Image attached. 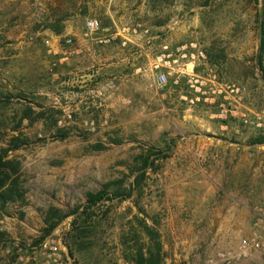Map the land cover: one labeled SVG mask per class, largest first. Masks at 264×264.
Segmentation results:
<instances>
[{"label": "rangeland", "instance_id": "rangeland-1", "mask_svg": "<svg viewBox=\"0 0 264 264\" xmlns=\"http://www.w3.org/2000/svg\"><path fill=\"white\" fill-rule=\"evenodd\" d=\"M152 11V33L172 18L190 25L175 45L205 49L196 78L209 100L192 102L186 77L157 89L140 46L99 61L92 50L68 57L65 37L56 52L34 37L3 41L13 26L0 0V264H210L253 234L264 210V0H155ZM232 82L246 86L247 123L218 116ZM103 189L122 196L86 209ZM47 218L61 220L40 240ZM234 264H264V252Z\"/></svg>", "mask_w": 264, "mask_h": 264}, {"label": "crops", "instance_id": "crops-1", "mask_svg": "<svg viewBox=\"0 0 264 264\" xmlns=\"http://www.w3.org/2000/svg\"><path fill=\"white\" fill-rule=\"evenodd\" d=\"M153 3L155 0H3V17L7 18L3 26L6 24L13 26L9 31H3V41L12 39L22 42L21 39L25 37H34L44 40L47 44L50 42L49 51L56 52L59 50L61 38L72 36L82 46L83 52L92 50L99 61L107 60L109 52L105 49L109 48L110 54H113L111 58L117 57L120 54V40L105 43L100 42L102 38L100 33L86 34L87 21L97 18L104 26L120 27L141 21L147 26V21L154 14ZM155 26L162 31L164 38L162 41H170L174 46L177 41L184 38L190 27L186 21L177 18ZM17 28L21 29L18 31ZM136 38L140 41V52L149 57L151 65L153 59L150 56L157 45L159 46L158 41L148 39L143 34ZM127 58V55L121 56L123 60ZM119 59L117 58L118 64L121 61ZM104 69L102 64L93 70V74L83 75H96Z\"/></svg>", "mask_w": 264, "mask_h": 264}, {"label": "built area", "instance_id": "built-area-1", "mask_svg": "<svg viewBox=\"0 0 264 264\" xmlns=\"http://www.w3.org/2000/svg\"><path fill=\"white\" fill-rule=\"evenodd\" d=\"M86 29V34L89 35L100 33L102 35L100 42L111 43L113 40L119 39L124 47L141 46L139 45L140 41L136 38L139 34L160 42L161 48L152 58L151 64L155 87L164 90L171 79H173L174 85H178L182 77H186L197 93L195 97L191 98L192 102L200 101L201 97H204L205 100L210 99L207 80L201 81L196 78V69L200 65V61H206L207 58V53L198 40L192 39L174 46L171 45L170 41H162L164 39L163 34L152 33L151 29L140 21L120 27L116 25L104 26L99 19L92 18L87 21ZM63 42V50L68 57L83 52L82 46L74 37L66 36ZM226 86V89L220 90V93L223 94V100L220 103L218 116L226 119L230 113L233 117L242 118L247 123L248 117L244 112L239 111L245 98L246 86L236 82L226 84ZM255 124L261 126L263 121H257ZM254 229L251 236L241 240L237 250L218 251L216 256L208 260V263L234 264L253 251L264 252V210L257 212ZM45 246L49 248L50 256L57 255L60 251V246L52 238L46 240Z\"/></svg>", "mask_w": 264, "mask_h": 264}, {"label": "trees", "instance_id": "trees-1", "mask_svg": "<svg viewBox=\"0 0 264 264\" xmlns=\"http://www.w3.org/2000/svg\"><path fill=\"white\" fill-rule=\"evenodd\" d=\"M262 35H263V37H262V43L264 42V21H263V28H262ZM264 49V47L261 45V48H260V51L262 52V50ZM209 60V62L211 63L212 61V58H209L208 59ZM259 62H260V64L262 65V55L260 54V56H259ZM184 79L182 78L181 79V81H180V83L178 84V85H174L173 84V79H171L170 80V82H169V84L171 85V86H173L174 87V89H176V90H179L180 88H181V84H182V81H183ZM256 141L257 142H260V143H263L264 142V135H260V136H258L257 138H256ZM163 151H161V153H162ZM145 162L146 163H148V160H145ZM3 159H2V157L0 156V166L1 167H3ZM112 195L113 196H115V197H121L122 196V194H119V192H114V193H112ZM112 195L110 196L109 195V192H108V190H99V191H97V192H92V193H89L88 194V198H87V204H86V209H90V208H92V207H94V206H96V205H98L100 202H102L103 200H105V199H112L113 197H112ZM78 209V208H77ZM61 220V219H60ZM59 220V221H60ZM59 221H53L51 218H47V220H46V223H47V227L46 228H44V235L42 236V238L40 239V240H42L43 238H45L47 235H49L50 233H52V231L56 228V226L59 224ZM150 233H153V234H156V235H158V233L157 232H155L154 230H150ZM156 249H158V253H160L159 252V244H157V246H156ZM151 253H154L153 251L151 252Z\"/></svg>", "mask_w": 264, "mask_h": 264}]
</instances>
